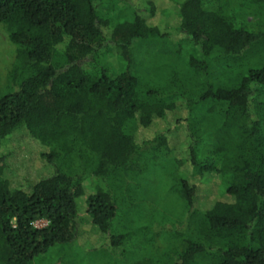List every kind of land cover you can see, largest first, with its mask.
I'll return each mask as SVG.
<instances>
[{
    "label": "trees",
    "instance_id": "16d2710c",
    "mask_svg": "<svg viewBox=\"0 0 264 264\" xmlns=\"http://www.w3.org/2000/svg\"><path fill=\"white\" fill-rule=\"evenodd\" d=\"M95 2L0 0L14 47L0 87V264H34L85 226L123 245L116 195L87 194L85 179L141 175L182 141L193 172L176 186L189 225L158 232L175 240L168 255L136 264H264V0H184L179 30L193 53L184 67L162 68L161 86L142 84L134 52L164 36L154 3L152 15L134 9L114 24ZM111 51L119 70L106 61ZM35 161L50 174L40 178ZM214 176L221 196L199 211L197 180Z\"/></svg>",
    "mask_w": 264,
    "mask_h": 264
},
{
    "label": "rangeland",
    "instance_id": "374dc122",
    "mask_svg": "<svg viewBox=\"0 0 264 264\" xmlns=\"http://www.w3.org/2000/svg\"><path fill=\"white\" fill-rule=\"evenodd\" d=\"M95 1L101 16L104 19H110L114 24L131 18L134 9H141L143 14L152 15V10H148L150 7L146 8V6L150 1L154 3L156 25L164 36L150 42L140 41L135 44L137 70L142 84L161 86L169 71H164L165 69L162 68L169 67L174 62L178 63L177 66L186 65V61L193 53V46L187 42L185 35L179 30V9L184 0ZM112 53L111 51L106 54V61L119 70L121 61L115 53ZM13 56L14 47L8 40L5 28L0 24V87L5 84ZM203 107H206V104ZM187 132L186 127L182 126L180 131H174V135L178 137ZM25 138L27 139L26 136ZM23 142L28 143L21 139L19 144ZM183 144H185L183 141L179 143L178 148L173 149V154L159 156L153 166L148 167L147 171L141 175L123 174L116 180H101L94 175H89L85 179L84 186L87 194L94 193L100 188L110 190L116 195L119 213L114 221V231L116 234L130 235L123 245L113 246L109 239L96 238L93 236L95 233L89 232V228L84 227L85 221L83 220L84 230L80 237L81 241L79 239L68 246H55L36 258L34 264H136L148 259L159 260L164 258V255H168L169 246L174 244L175 240L169 235L168 237L158 236V232L166 234L183 231L189 225V215L183 208V202L178 196L176 186L178 179L190 177L193 172L188 166V155L182 151ZM24 148L25 144L21 149ZM35 148L32 146L31 150ZM42 151L43 149L40 153ZM18 159L11 158L9 163L18 165ZM180 161L181 165L177 164ZM38 165L40 163L32 162L31 169H39L40 178L50 174L49 165ZM34 172L32 170L21 171L20 181L22 183L26 181V174H32L33 177L36 174ZM218 182L220 180L215 176L197 180L200 187L199 201L195 206L197 210L201 211L206 208L204 201L220 198ZM79 206L80 214L84 216L85 213L82 212L85 211L84 198L79 200ZM46 225V221L35 223L38 228Z\"/></svg>",
    "mask_w": 264,
    "mask_h": 264
}]
</instances>
